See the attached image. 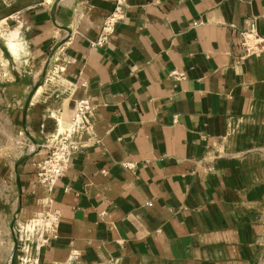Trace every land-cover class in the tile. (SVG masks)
I'll return each instance as SVG.
<instances>
[{
  "label": "crops",
  "instance_id": "1",
  "mask_svg": "<svg viewBox=\"0 0 264 264\" xmlns=\"http://www.w3.org/2000/svg\"><path fill=\"white\" fill-rule=\"evenodd\" d=\"M119 3L125 17L104 39ZM250 18L264 39V0H63L30 11V48L55 51L60 63L51 67L68 86L58 109L21 96L15 129L42 131L44 140L35 155L0 158V190L11 185L16 221L36 213L29 203L41 198L53 217L33 259L252 264L264 201V43L252 54L242 46ZM17 39L14 53L6 49L26 64V40ZM80 103L78 150L43 193L40 165L59 122L74 131ZM5 215L3 207L0 264L14 260Z\"/></svg>",
  "mask_w": 264,
  "mask_h": 264
},
{
  "label": "rangeland",
  "instance_id": "2",
  "mask_svg": "<svg viewBox=\"0 0 264 264\" xmlns=\"http://www.w3.org/2000/svg\"><path fill=\"white\" fill-rule=\"evenodd\" d=\"M62 1L0 0V158L9 159L17 156L20 159H25L29 155H35L37 145L39 142L41 144L42 138L45 137L41 133L42 131H36L42 137L39 138L36 135H30L31 132L26 129H19L18 131L15 129L12 115L21 104L42 102L45 110H50V108L58 109L57 107L61 105L63 99L67 96L68 86L63 72L56 70L54 66L51 67V65L60 63L59 61L55 62L56 56L53 57L55 51L50 49L45 55L38 56L30 48L26 37L30 11L45 7H55ZM15 33L17 35L22 34L26 40L25 48L28 54L26 64L21 61H15L6 49L7 43L15 44V42H20V39L13 40ZM10 50L14 53L11 48ZM41 87L43 89L38 94ZM21 96L23 98L22 103L19 102ZM45 97L48 98L44 101ZM52 115L57 118L54 112ZM72 124H74V131L66 133L70 137L80 131L83 119L77 115ZM58 129L59 127L55 135L57 141L52 139L54 145L60 139H63L64 133L59 132ZM55 130L56 128H46L45 134L54 133ZM39 186H41L43 193L49 192L41 184ZM10 188L11 185L7 184L4 192L0 190V211L3 207L6 209V246L8 254L14 258L9 264H40L39 261L33 259L34 250L36 249L35 243L46 236L47 232H44L47 226L46 220L53 217L45 213L47 202L41 198L37 202L32 200L29 203L35 206L36 213L27 215L22 214L23 211H21L22 219L17 222L16 217L14 218L12 213L13 203L10 196L12 194ZM1 194H4L5 197ZM254 220L257 243L254 246L252 264H264V201L258 207V213ZM31 227H33L32 232L30 230ZM15 241L16 243H14Z\"/></svg>",
  "mask_w": 264,
  "mask_h": 264
},
{
  "label": "built area",
  "instance_id": "3",
  "mask_svg": "<svg viewBox=\"0 0 264 264\" xmlns=\"http://www.w3.org/2000/svg\"><path fill=\"white\" fill-rule=\"evenodd\" d=\"M125 17L122 5L119 3L111 15L106 18L103 27V36H106L114 31L117 24H119ZM242 46L245 48L247 54H252L262 48L264 39H261L257 31V19L250 18L246 21L244 29L240 32ZM84 106L82 103L78 106L77 115H82L84 122ZM78 150V143L76 138L60 139L46 156L40 165L39 184L46 188L49 192L53 190L56 183L65 175L69 168V163L73 154Z\"/></svg>",
  "mask_w": 264,
  "mask_h": 264
},
{
  "label": "bare ground",
  "instance_id": "4",
  "mask_svg": "<svg viewBox=\"0 0 264 264\" xmlns=\"http://www.w3.org/2000/svg\"><path fill=\"white\" fill-rule=\"evenodd\" d=\"M9 47L14 51L15 49V44L14 43H11L9 44ZM67 127V128H65ZM59 132H63V133H66V132H72L73 131V128H72V125H64L61 121L59 122V129H58ZM30 230H32V227L30 228ZM32 232V231H31Z\"/></svg>",
  "mask_w": 264,
  "mask_h": 264
}]
</instances>
